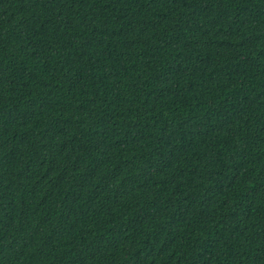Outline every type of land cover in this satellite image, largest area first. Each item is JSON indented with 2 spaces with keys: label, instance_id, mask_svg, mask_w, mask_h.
<instances>
[{
  "label": "trees",
  "instance_id": "1",
  "mask_svg": "<svg viewBox=\"0 0 264 264\" xmlns=\"http://www.w3.org/2000/svg\"><path fill=\"white\" fill-rule=\"evenodd\" d=\"M0 264H264V0H0Z\"/></svg>",
  "mask_w": 264,
  "mask_h": 264
}]
</instances>
